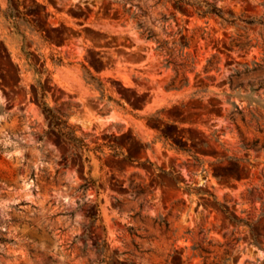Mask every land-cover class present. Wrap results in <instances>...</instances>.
I'll return each instance as SVG.
<instances>
[{
    "label": "rangeland",
    "instance_id": "374dc122",
    "mask_svg": "<svg viewBox=\"0 0 264 264\" xmlns=\"http://www.w3.org/2000/svg\"><path fill=\"white\" fill-rule=\"evenodd\" d=\"M204 1L0 0V264H264V0Z\"/></svg>",
    "mask_w": 264,
    "mask_h": 264
},
{
    "label": "trees",
    "instance_id": "16d2710c",
    "mask_svg": "<svg viewBox=\"0 0 264 264\" xmlns=\"http://www.w3.org/2000/svg\"><path fill=\"white\" fill-rule=\"evenodd\" d=\"M171 1H173L174 8L180 13L182 12V9L185 6H187V7L192 8L198 15H200L202 17L215 16V17L221 18L222 20L227 21L229 23L234 22V20H229V18H227V19L224 18V14H223L222 10L212 2H207L204 0H171ZM244 22L247 24H253L254 20H247ZM262 24L264 25V23H262ZM148 37H150V36H148ZM183 46H185V44ZM42 109L52 124L54 122V116L52 115L51 110L46 106L45 103L42 104ZM72 138H73V136H72ZM219 208L229 218V220L232 221L233 223L242 222V220H238L234 216L228 214V209L225 206L219 205ZM252 237H253L252 243L254 245L260 247L261 244L258 242L257 236L255 234H252Z\"/></svg>",
    "mask_w": 264,
    "mask_h": 264
}]
</instances>
